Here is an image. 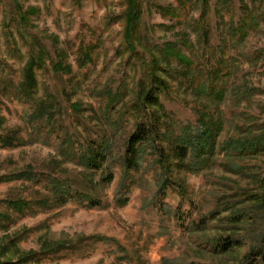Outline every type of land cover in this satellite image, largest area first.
<instances>
[{"label":"rangeland","instance_id":"374dc122","mask_svg":"<svg viewBox=\"0 0 264 264\" xmlns=\"http://www.w3.org/2000/svg\"><path fill=\"white\" fill-rule=\"evenodd\" d=\"M19 1L26 9H39L31 17L32 29H23L25 35L43 38L51 59L55 47L63 50L72 73H56L50 66L38 71L39 96L54 97L55 120L32 127L27 119L31 105L19 101L14 90L28 60V48L14 27L22 56L8 54L2 27L5 13L11 17L14 8L12 0H0V135H15L18 144L0 149V212L6 214L0 219V262L188 264L195 260L197 264H243V256L251 248L264 255V206L255 195L264 194V153L230 159L224 157L220 146L231 139L264 133V21L242 45L229 36L231 24L242 13L241 6L252 9L254 0H232L234 15L220 9L216 0L199 2L182 23L157 10V5H176L174 0H145L134 53L126 49L120 22L107 25L106 16L121 14L123 0ZM256 2L264 8V0ZM183 38L194 45L186 54L200 63L198 67L211 68L222 76L232 67L224 101L187 89L178 73L182 67L161 62L159 47ZM82 41L97 44V48L94 60L79 68L75 58ZM230 57L240 63L232 66ZM154 59L167 71L152 72L167 85L157 90L161 105L147 107L145 115L160 116L163 126L171 117L195 125L201 112L225 120L216 152L200 169L190 166V157L181 160L170 153L166 142L161 143L165 146H161L163 168L157 163L158 155H150L148 150L139 169L126 173L122 166L125 139L135 129L136 116L120 108L149 86ZM108 91L120 92L123 101L105 113ZM107 139L113 142L111 168L105 165L94 171L67 157V153L80 154L87 145L96 146ZM32 170L35 179L18 177ZM110 170L113 181H104L102 174ZM166 177L170 181L163 189ZM53 179L68 181L74 190L101 205L89 207L79 199L60 201L52 192ZM123 180L129 201L120 206L116 198L124 193L119 187ZM18 200L28 202L23 212L8 203ZM235 204L243 212L247 210L250 219L232 226L228 207ZM230 232L244 238L242 248L219 255L206 246ZM46 250L51 253L42 255ZM257 264H264V256Z\"/></svg>","mask_w":264,"mask_h":264},{"label":"trees","instance_id":"16d2710c","mask_svg":"<svg viewBox=\"0 0 264 264\" xmlns=\"http://www.w3.org/2000/svg\"><path fill=\"white\" fill-rule=\"evenodd\" d=\"M101 1V0H97ZM145 0H123V10L119 16H106L108 21L107 25L112 24L114 21H119L123 26V32L126 44V49L131 50L132 53L136 52L137 49V32L139 30V23L143 16ZM176 5H157V10L165 18L176 20L177 23H182L183 18L190 14L191 10L196 7L199 2L204 4L210 2V0H174ZM260 1V0H258ZM14 13L10 17L6 12L4 15L3 30L6 41V47L8 54L15 58L22 56L21 49L18 46V39L13 31L15 27L18 30L22 45L28 48V60L20 71V79L14 86L15 95L17 99L23 103H29L31 105V113L28 115V123L34 127L41 121H52L55 120V99L49 95L39 96L38 90V71L48 70L49 66L56 73L65 72L72 73V66L67 62V54L55 47L54 58L51 59L50 52L43 42V38L40 36L30 34L25 35L23 29L31 30L33 19L37 8H25L19 0H12ZM215 4L220 6V9L227 13L235 14V4L232 0H216ZM254 8L243 4L241 6L242 13L240 14L239 20L233 22L229 28V36L231 40L242 45L245 43L247 37L251 31H257L260 28V24L264 21V8L262 4H257L254 0ZM195 27H198L195 22ZM136 34V36H135ZM206 40V37H205ZM97 44L85 43L82 41L77 50L75 63L79 68H84L88 63L94 59V53L96 51ZM194 45L187 39H180L175 42H168L163 47H159L162 59L161 62L171 65L176 63L181 66L182 69L178 72L182 83L187 86V89L196 92L197 94L204 93L209 98L215 99L219 102L224 101L227 93L229 92L230 86H226L232 73V67L229 68L226 73L220 74L213 69H204L198 67L199 62H195L186 51L192 52ZM232 66H236L240 63L237 58L230 57ZM161 62L158 59L153 60L152 71L161 70L167 71L163 68ZM228 68V67H227ZM226 68V69H227ZM235 68V67H234ZM224 68L220 71H223ZM153 73V74H152ZM150 73V84L149 86L142 87L131 103H123L120 110L127 108L126 112L132 111V114L136 116L135 129L130 132L125 139V151L122 157V166L126 173L137 170L142 165L146 151L149 153L158 155L157 163L161 168L165 166L164 154L161 150V143L166 142V148H170L169 152L176 155L179 159L184 160L190 157V166L193 169H200L205 166L208 161L212 158L216 152L218 144V138L225 127V120L221 118H215L209 112H201L197 120V124H182L178 123L173 117L165 121L163 126L160 121V116L156 119L151 118L145 111L149 106H160L161 100L158 94L160 87H165L167 84L165 80L155 74ZM228 75V76H226ZM221 77V78H219ZM227 77V78H226ZM160 91V90H159ZM236 94L237 91L234 90ZM240 93H238V96ZM122 96L120 92H109L106 96L105 113L112 112L113 109L120 105L122 102ZM112 139V138H111ZM111 139H107L96 146L87 145L86 150L80 154L77 151L67 153L68 158H72L79 162L82 166L87 169L99 171L105 168H111L110 163L113 159V142ZM68 138L64 144L68 143ZM17 136L15 135H0V149L11 148L17 146ZM162 146V147H161ZM224 151V157L233 159L234 156L237 159L247 158L248 156L255 155L258 153H264V133L254 137L231 139L226 144L220 145ZM80 155V156H78ZM232 160H229L231 163ZM164 164V165H163ZM241 169V168H239ZM127 176V174H126ZM19 178L22 179H35L36 174L32 171H24L22 174H18ZM113 171L110 170L106 174H102L104 181H113ZM126 177H124L125 180ZM5 179V178H3ZM169 178L166 177L161 187L166 189L169 185ZM120 182V190L124 189V193H118L116 203L120 206H125L129 198L126 196L127 187H124L125 181ZM264 183V180H263ZM52 186V192L60 199V201L67 202L68 200L79 199L87 203L89 207H95L101 205L99 200L86 194L74 190L71 183L66 180L53 179L50 182ZM162 189V190H163ZM165 191V190H164ZM121 192V191H120ZM126 192V193H125ZM121 194V195H120ZM258 197L256 200L261 201V205L264 206V194H255ZM10 206L18 212H23L28 206V202L24 200L10 201ZM228 204V203H227ZM231 211V225L234 226L237 223L243 221V219H250V215L247 212H243L241 207L236 204L232 207H228ZM6 217V214L0 212V219ZM193 228L197 229V225L193 224ZM236 232V231H235ZM213 243L206 242V246L212 250L213 253L219 255H225L233 252L237 248L244 246V238L239 234H233L230 232L227 236H220L212 240ZM50 249V248H48ZM57 248L56 251H58ZM53 250V249H51ZM55 251V252H56ZM51 252L46 250L42 252V255H48ZM31 255L32 257H35ZM254 256V257H252ZM264 255L255 253V249L251 248L243 256V264H257L260 257ZM29 260V256L26 258ZM24 260L18 261H5L0 264H23ZM184 264H187L185 262ZM188 264H197L195 260H192ZM204 264V263H203Z\"/></svg>","mask_w":264,"mask_h":264}]
</instances>
